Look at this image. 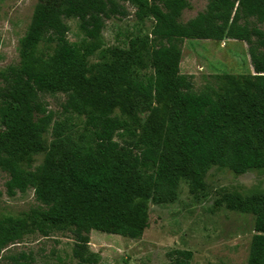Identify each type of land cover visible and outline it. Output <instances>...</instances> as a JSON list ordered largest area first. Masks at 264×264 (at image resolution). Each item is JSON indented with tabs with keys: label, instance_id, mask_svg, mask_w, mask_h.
<instances>
[{
	"label": "trees",
	"instance_id": "obj_1",
	"mask_svg": "<svg viewBox=\"0 0 264 264\" xmlns=\"http://www.w3.org/2000/svg\"><path fill=\"white\" fill-rule=\"evenodd\" d=\"M205 11L180 22L183 5L149 0H65L40 5L17 53L18 66L0 71V122L18 117L23 132H0V174L8 197L33 190L37 206L21 218L0 219V264H35L29 255L1 254L25 234L69 232L76 264H95L91 231L140 239L149 204L167 205L179 183L199 186L212 167L235 175L264 170V0H206ZM151 18V38L112 60L89 65L105 23ZM76 19L88 42L84 53L68 40L66 20ZM240 41L253 74L228 80L224 95L196 92L180 73L181 45ZM62 94L63 119L44 96ZM145 118H140L144 115ZM74 119L82 120L81 132ZM49 134L46 147L43 136ZM45 153L33 170L25 156ZM231 211L253 217L246 264H264V194L223 198ZM192 252H169L166 264H190Z\"/></svg>",
	"mask_w": 264,
	"mask_h": 264
},
{
	"label": "rangeland",
	"instance_id": "obj_2",
	"mask_svg": "<svg viewBox=\"0 0 264 264\" xmlns=\"http://www.w3.org/2000/svg\"><path fill=\"white\" fill-rule=\"evenodd\" d=\"M65 0H0V71L18 66L19 40L23 37L33 13L40 5L58 7ZM164 7L183 5L180 22L186 23L205 11L206 0H149ZM128 17H115L105 23L97 44L99 48L87 58L89 65L110 62V50L129 51L138 47V40L151 38L154 21L139 20L133 8ZM68 40L84 53L88 42L79 31L77 20H66ZM264 30V26H259ZM180 73L192 77L196 92H208L214 97L225 94L228 80L253 74L245 43L233 40L222 42L185 40L181 45ZM48 110L61 120L62 94L44 96ZM144 119V115H140ZM75 129L81 132V119H74ZM0 132H23L18 117L0 122ZM51 136H43L44 146ZM45 153L25 156L22 167L33 170L43 161ZM7 176L0 174V219L21 218L36 207L33 190L8 197L5 191ZM237 195L240 199L264 194V170L235 175L227 169L212 167L199 186L189 181L179 183L175 200L167 205L149 204L148 227L137 240L111 233L91 231L89 250L95 255V264H166L167 254L175 250L191 251L190 264H246L253 231V217L228 210L223 198ZM74 241L69 232H55L42 237L38 232L25 234L9 246L1 257L29 255L35 264H76L72 256Z\"/></svg>",
	"mask_w": 264,
	"mask_h": 264
}]
</instances>
